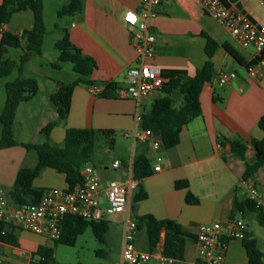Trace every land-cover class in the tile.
<instances>
[{
	"label": "crops",
	"instance_id": "1",
	"mask_svg": "<svg viewBox=\"0 0 264 264\" xmlns=\"http://www.w3.org/2000/svg\"><path fill=\"white\" fill-rule=\"evenodd\" d=\"M2 1L0 0V5ZM42 1L45 27L47 3L59 4L62 8L69 4V0ZM235 3L264 26V0H236ZM128 11L141 13L140 0H82L80 12L72 16V19L65 20L63 22L65 29L58 34L62 38L64 32H68L72 43L84 55L95 60L97 68L91 76L93 83L115 84L116 94L118 88L125 84L128 70L137 64L131 32L123 22L124 14ZM34 26L35 15L28 9L15 13L9 24L4 27V31L21 35ZM56 29L60 30L58 26ZM151 32L156 36V43L153 47V57L148 59L146 64L161 71H183L190 77L196 76L208 60L206 36L218 44L212 59L213 80L205 87L201 97L202 114L184 128L180 143L175 148L157 152L148 144L136 142L132 137L136 128V103L130 99L95 96L91 93L90 87L82 84L74 88L68 118L53 128L49 139L54 145L61 147L68 129H93L112 132L114 137L123 136L126 140H131V144L124 148L128 152L127 157H116L110 166L104 165L105 167L101 168L102 171L112 168L114 180L119 182H127L133 176L136 155L149 153L154 172L141 183L147 198L137 204L134 203L137 187L130 202L132 215L134 218L153 216L157 220H172L183 226L193 237L187 239L184 260L174 264H199L196 236L201 225L215 222L226 225L230 221L242 218L246 222L248 232L252 234L249 224L257 222L259 225L254 214L246 217L235 214L234 204L249 197L251 186L264 197V167L254 179L243 182L244 162L233 155L229 141L250 142L264 137L258 126L264 116V62L257 63L255 75H249L248 67L258 58L256 49L244 48L237 43L230 32L220 26L197 0H165L159 8L158 17L151 24ZM47 33L46 28V36ZM224 71L236 72L238 78L225 87H220L217 78ZM78 79L77 75L72 83ZM45 85L51 90V95L57 89V81L47 75ZM43 86L39 83L36 98L23 103L17 111L13 135L21 145L45 143L47 138L41 133L42 129L58 121L57 110L50 101L51 95L40 108L33 104L43 91ZM159 97L160 91L143 101L145 113L151 110ZM176 99L179 106L182 99L179 97ZM23 109H26L25 115L20 117ZM36 117L38 118L36 129L29 130L28 122ZM112 146H115V140ZM248 148L246 156L251 163L257 153L251 145H248ZM16 149L26 151L21 146L0 150V189L7 195L13 188V180L15 182L19 170L23 167L21 159L13 160L7 154ZM158 155L163 156L164 160L162 170L156 172ZM96 157L95 153L94 161ZM115 161H120L122 167L114 169L112 164ZM182 181L189 183L190 191L200 201L199 205H189L186 202L187 191L176 188V183ZM34 186L45 190L69 188L65 175L50 168L43 171L40 178L34 182ZM13 232L18 245L0 243V264L38 263L36 262L38 256L35 255L38 249L53 246V241L46 237L19 228L13 229ZM164 234L165 232L163 236ZM109 241L110 228L107 243ZM161 253L162 248L159 247L154 253L156 258L150 264H159L157 256ZM248 263L249 258L243 242L230 241L226 264Z\"/></svg>",
	"mask_w": 264,
	"mask_h": 264
},
{
	"label": "trees",
	"instance_id": "2",
	"mask_svg": "<svg viewBox=\"0 0 264 264\" xmlns=\"http://www.w3.org/2000/svg\"><path fill=\"white\" fill-rule=\"evenodd\" d=\"M225 4L233 3L236 0H222ZM82 0H69V4L63 7L58 16H74L80 12ZM32 10L35 15V26L26 30L21 35H14L4 31L12 16L21 11ZM46 37L44 23V10L42 0H3L0 5V80L9 77L15 70L20 77L14 82L7 83V99L5 107L0 114L2 126V137L0 150L11 149L21 146L26 151L34 152L37 155V163L32 167H22L15 179L12 190L8 194L9 200L17 205L36 204L42 198L45 189H38L34 182L40 178L47 168L55 170L66 177L69 186L68 190H74L84 181L82 174L86 166H93L95 153L101 136L106 138L109 145L114 143L112 132H101L93 129H68L63 146H56L50 141V134L53 128L65 121L71 111L72 96L77 85L91 87L95 85L91 76L97 64L91 57L84 55L71 41L68 32L57 42L56 48L60 53L59 63L54 65L61 69L62 63H71L73 71L79 76L77 82L65 84L57 82V89L51 95L50 101L58 113V121L45 126L41 133L46 136L47 141L43 144H19L13 135V126L19 107L36 98L39 93V83L33 78H23L25 66L31 61L34 55H41ZM206 55L208 60L204 67L194 77L188 76L183 71H162L166 80L160 90V97L153 103L149 112L143 115L141 127L151 130L154 137L161 143V150L175 148L180 143L181 133L184 128L202 114L201 97L206 86L213 80L214 66L212 59L218 49V44L211 37L206 36ZM10 49H21L23 51L19 62L5 59ZM256 59L250 66L257 65ZM105 98H117L116 85L108 84L102 94ZM177 97L181 98V104L177 106ZM264 133V116L258 124ZM233 155L244 162L245 172L242 176L243 182L254 179L256 174L264 167V137L260 140L253 139L250 142L244 140H230ZM248 145H251L260 157L254 163H250L246 153ZM153 165L149 153H140L135 156L133 162V176L138 182V191L134 198L137 204L147 198L141 183L144 179L153 174ZM187 181L177 182V189H184L186 202L189 205H199L200 201L189 189ZM235 214L246 217L254 214L259 225L264 228V207L257 206L256 202L246 198L236 201L234 204ZM137 224V243L142 250L152 254L162 248L164 257L181 262L185 257L187 239L193 237L183 226L172 220H157L153 216L135 217ZM88 228H91L95 237L100 243H107V234L110 222L103 220L99 222L88 221L80 217L68 216L62 225V237L53 241L52 247H40L35 254L40 257L39 264H56L54 259V247L65 245L74 247L79 236L83 235ZM13 229L16 227L0 222V243L17 246V237ZM163 232H165L163 236ZM197 238V236H196ZM243 246L249 258L248 264H263L264 252L261 249L259 240L247 231L242 240ZM199 264H202L199 262Z\"/></svg>",
	"mask_w": 264,
	"mask_h": 264
},
{
	"label": "built area",
	"instance_id": "3",
	"mask_svg": "<svg viewBox=\"0 0 264 264\" xmlns=\"http://www.w3.org/2000/svg\"><path fill=\"white\" fill-rule=\"evenodd\" d=\"M165 0H140L142 11H128L123 22L132 35V45L137 54V64L127 73L123 86L117 90V98L133 100L137 105L136 128L133 139L139 143L148 144L154 151L161 150V143L151 130L141 127L145 110L143 101L151 94L159 92L164 82L162 71L150 67L146 61L153 57V47L156 36L151 32V24L159 15V8ZM212 15L216 22L226 28L232 38L244 48L253 47L260 61L264 62V26L256 22L247 12L235 2L225 4L222 0H197ZM256 67L249 66L247 73L255 75ZM238 78L236 72H221L217 84L225 87ZM108 84L93 85L90 91L100 96ZM164 158L158 155V166L155 171L162 170ZM114 169L122 167L120 161L112 164ZM84 181L74 190L57 188L46 189L40 201L36 204L17 206L8 195L0 189V222L13 226L51 241L62 237V225L68 216L80 217L88 221H109L124 225V243L122 257L117 264H150L155 254L144 251L137 245V224L130 210L133 193L138 187L134 176L127 182L105 181L99 171L93 166H86L82 172ZM249 199L257 206L264 207V197L251 186ZM248 231L244 219H236L226 225L215 222L201 225L197 232L198 259L202 264H226V254L229 242L243 240ZM159 264H174L176 261L157 256Z\"/></svg>",
	"mask_w": 264,
	"mask_h": 264
},
{
	"label": "rangeland",
	"instance_id": "4",
	"mask_svg": "<svg viewBox=\"0 0 264 264\" xmlns=\"http://www.w3.org/2000/svg\"><path fill=\"white\" fill-rule=\"evenodd\" d=\"M62 5L46 4V28L48 33L44 42L41 55H34L31 61L25 66L22 77L33 78L42 83L43 91L40 93L37 101L33 104L36 107H41L42 103L48 101V97L51 95V90L45 85V75L51 77L57 82L65 84H71L77 76L73 71V65L71 63H62L61 69H56L54 65L59 63L60 53L56 48L57 42L61 39L58 35L65 29L64 21L72 19V16H66L60 18L58 16ZM56 26L60 30L56 29ZM23 51L21 49H10L5 55V59H10L15 62H19ZM20 77V74L15 70L9 77L0 80V114L5 107L7 93V83L14 82ZM27 108V107H25ZM23 109L20 113V117L25 115ZM19 117V119H20ZM38 118L30 119L28 122L29 130H34L37 127ZM2 137V126L0 123V140ZM115 146L109 145L105 137H101L98 142V148L96 151V160L93 163V167L99 171L100 176L108 181L115 179L114 170L110 168L108 171H102L101 168L111 165V161L116 157H127V150L125 147L131 144V140H126L123 136L114 137ZM7 153L13 160H22L23 167H31L37 162V155L34 152H28L25 150L16 149V151H9ZM15 152V153H14ZM22 152V153H17ZM11 154V155H10ZM24 154V155H21ZM20 160V161H21ZM15 179V178H14ZM14 183V180H13ZM4 191V190H3ZM6 193V192H5ZM250 230L260 242L262 251L264 252V228L260 227L257 222L249 224ZM124 243V225L122 223L110 222V241L102 244L95 237L91 228H88L86 232L79 236L77 243L74 247L65 245H57L54 247V259L56 264H113L119 262L122 257ZM138 247L143 249L140 244ZM40 257L36 258V262L39 263ZM34 263V264H38ZM264 264V263H263Z\"/></svg>",
	"mask_w": 264,
	"mask_h": 264
},
{
	"label": "water",
	"instance_id": "5",
	"mask_svg": "<svg viewBox=\"0 0 264 264\" xmlns=\"http://www.w3.org/2000/svg\"><path fill=\"white\" fill-rule=\"evenodd\" d=\"M259 157H260V154H257L256 158L251 163H254Z\"/></svg>",
	"mask_w": 264,
	"mask_h": 264
}]
</instances>
